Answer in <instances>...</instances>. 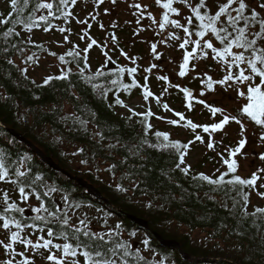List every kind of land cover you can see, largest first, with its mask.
Listing matches in <instances>:
<instances>
[{"label": "snow or ice", "instance_id": "obj_1", "mask_svg": "<svg viewBox=\"0 0 264 264\" xmlns=\"http://www.w3.org/2000/svg\"><path fill=\"white\" fill-rule=\"evenodd\" d=\"M7 2L9 11L6 14L0 13V26H3L0 39L5 44L0 51L5 54L7 63L15 64V60L9 57L11 53L21 57L25 65L38 64L39 57L34 52L27 54L26 46L48 52L60 62L59 75L46 76L43 84L38 86L48 85L53 80H70L73 75L72 65H75V75L92 83V87L96 88L98 85L94 81L107 75L105 69L108 64L116 63L111 55L113 51H118L119 56L125 61H130L134 66L118 67L116 78L110 79L111 85H119L129 93L132 89L140 88L144 101L155 100L165 112L172 113L179 119L158 116L151 107H147L144 112H136L119 96L115 99V104L127 108L131 113L129 119L142 117L140 123L145 137L152 133L159 142L149 146L173 151L177 157L175 169L185 176L191 174V165L186 162L190 146L200 142L205 143L208 149L215 150L216 143L211 138L212 134L224 133L226 126L235 122L240 129L238 135L242 138L238 141L237 147L226 149L227 158L220 154L223 165L227 166L226 170L221 172L217 169L219 175L213 176L203 172L192 174L191 179L206 182L213 186V190L227 189L226 195L228 192H234L235 195L229 197L233 201V208L239 206L242 216L264 219V207L255 206L253 211L248 210L253 192L264 199V168L253 172L248 178H243L238 174L239 165L236 159L247 143L246 138H243L246 131L243 118L264 129V0H154L155 6L161 10L159 19L149 10L150 5H143L140 0H124L137 25L133 35L139 37L145 30H151L154 36L159 38L142 41L149 43L152 60L160 61L164 55L158 50V45L179 50L181 61L176 75L184 78L194 73L191 78L199 79L202 85L199 92L201 98L194 97L188 87L172 83L167 74L156 76L157 80L163 82V87L160 95L153 93L148 81L153 70L160 69L159 63L152 62L143 68L145 73L143 83L137 79L140 69L137 61L142 58L131 56L120 46L121 42L115 32L120 27L117 21L112 20L106 26L100 20L101 6L106 2L110 3L112 8L103 9L104 15H110L118 6V0H92L93 9L85 19L78 18V14L74 12L78 0H7ZM145 19L149 21L147 25L142 24ZM54 21L62 23L55 24ZM73 21L83 26L78 34V39L85 44L83 48L70 40L72 35L70 25ZM92 21L102 31L108 32L109 28L112 29L108 32L106 40L98 41L90 34ZM125 23L130 24L132 21ZM17 26L29 34L27 38L22 37ZM37 28H42L44 32L55 29L63 35V44L60 46L71 44V48L58 55L49 51L43 44H37L30 35ZM94 48L103 56L104 64L92 72L90 53ZM209 59L219 66L221 78L215 79L208 71H197L199 62ZM168 62L175 64L176 60L169 57ZM17 70L25 76L29 71L28 67L19 66ZM125 74L131 78L129 83L123 82ZM32 83L35 84V81ZM216 86L224 93L235 92L236 102L243 101L237 114H231L224 107L217 106L215 102L209 103L202 98L206 93H214ZM169 88L178 89L183 94L188 111L193 109L194 100L203 105L210 112L213 122L204 125L195 123L186 118L184 113L175 112L167 103H163L161 97L168 93ZM107 92L108 89H101L103 96H107ZM218 115L220 119L216 120ZM152 117L158 120L166 119L169 125L190 129L194 133V139L181 142L179 139H170L168 132L158 130L153 132V125L149 122ZM198 129L209 134L207 141L197 132ZM258 139L264 144V131L258 134ZM142 143H148L147 139L145 138ZM259 158L264 161V153H261ZM80 163L87 164L88 161L82 159ZM116 167V164H112L107 170L114 172ZM30 173L31 169L25 170L22 165L10 169L0 157V182L12 185L19 197L18 201L12 199L9 190L0 189V233L3 234V238H0V264H36V257L42 259L45 264H131L132 256H135L136 261L144 260L145 264H149L140 254V249L137 248L133 252V246L127 240L121 239L123 233L120 223L109 227L107 218H104L103 230H94L91 227L92 219L87 214L75 216L74 210L79 209L80 204H74L68 195L62 197L63 207L56 204L51 200V194L58 189L43 184L40 175H35L28 182ZM38 182L47 190L39 191ZM116 190L121 193L129 191L122 184H117ZM32 197L38 202L37 206L28 204ZM22 204H28V209L22 207ZM151 206L147 205L149 208ZM26 210L35 214L31 217V223L24 218ZM74 216L76 223H72ZM129 235L135 236L136 233L132 232ZM142 243L146 249L149 248L148 239H144ZM155 264H165V261L157 258Z\"/></svg>", "mask_w": 264, "mask_h": 264}, {"label": "trees", "instance_id": "obj_2", "mask_svg": "<svg viewBox=\"0 0 264 264\" xmlns=\"http://www.w3.org/2000/svg\"><path fill=\"white\" fill-rule=\"evenodd\" d=\"M79 2L81 0H78L74 8L76 14ZM8 11V2L3 0L0 13L6 14ZM159 11L161 13L160 9ZM53 23L60 24L62 21ZM70 27V40L83 48L84 42L78 39V26L73 21ZM17 30H21L19 26ZM126 30L131 33V26ZM0 31H3V26H0ZM46 33L42 28H37L30 35L37 44H43L58 55L71 48V44L60 46L57 39L59 32L55 29L50 31V41H47ZM21 34L24 38L29 35L22 30ZM4 46L0 39V49ZM133 46L138 54L145 50L142 42L136 41ZM26 47L27 54L34 52L39 59L43 56L52 57L60 64L58 58L48 52H42L33 46ZM9 57L15 60L14 65H9L5 54L0 51V157L10 169L18 165H22L25 170L30 168L28 182L35 175H40L43 184L55 186L58 191L51 194V200L61 207L62 197L68 195L74 204L81 205L74 210L75 216L87 214L92 219L91 227L94 230L97 224L101 227L99 230H103L104 218H107L109 227L120 223L123 233L121 239L133 246V252L140 249V254L149 264H155L157 258L164 260L165 264H264V219L242 216L239 206L233 208V201L229 197L234 196V192L226 195L227 189L213 190V186L206 182L191 179L192 174L201 172L209 176L219 175L216 170L225 171L227 166L223 165L221 158L214 157L213 153L200 158L196 163H189L186 156L187 164L191 165V174L185 176L175 169L177 157L173 151L163 147H150V144L159 142L152 133L145 137L140 123L142 117L129 119L131 113L127 108L115 104L117 96L128 107L130 102L142 97L140 88L132 89L129 93L119 85H111L110 79L116 78L118 69L106 70L105 77L94 81L98 85L96 88L75 75V65H72L73 75L70 80H53L48 85L38 86L43 84L46 76L36 75L33 67L37 64L25 65L21 57L11 53ZM115 58L123 66L119 56L115 55ZM90 64L92 72L99 67V64H93L91 56ZM17 66L28 67L27 75L18 71ZM216 66L218 65L209 59V74ZM51 75H59V71ZM144 75L140 65L137 79L141 83ZM130 80L125 74L123 82L129 83ZM148 85L153 93L163 87V83L153 73L149 76ZM101 89H108L107 96L101 94ZM170 99L178 103L180 109L184 108L182 93L174 92ZM154 104L158 111L162 108L155 100ZM193 105L191 112L194 113L199 104L193 102ZM147 107H151L153 111L150 104L144 106L143 110L140 107L132 109L144 112ZM240 107L241 105L236 108L235 114ZM202 115L208 117L205 111ZM243 120L251 122L258 131H264L254 122L246 118ZM149 122L153 125V132H168L172 140L188 141L180 136L179 130H170L159 124L155 117L150 118ZM12 130L25 136L61 169L48 165L32 147L16 137ZM145 138L148 143H142ZM80 149L84 151L80 152ZM82 159L88 163H80ZM112 164L117 165L114 172L107 170ZM65 171L87 181L101 193L102 198L96 197ZM238 174L243 178L251 176H243L239 167ZM117 184H122L129 191L118 192ZM0 187L9 190L12 199L19 200L12 185L2 182ZM38 190L43 192L47 188L38 182ZM31 199L35 200L34 197ZM35 202L33 206L38 205L36 200ZM148 204L152 206L149 208ZM21 206L26 207L28 204ZM255 206L264 207V202L254 201L253 192L249 212ZM130 215L145 219L149 229L131 220ZM75 216L72 223H76ZM24 218L31 223V218ZM182 226L188 228L189 232L179 233L178 229ZM196 231L203 232L206 236L195 239ZM132 232L136 235L130 236ZM156 232L165 239H177L190 257L184 258L176 248L162 244ZM144 239L150 242L148 249L142 243ZM132 241L139 246L135 247ZM130 261L131 264H145L144 260L136 261L135 256L130 257Z\"/></svg>", "mask_w": 264, "mask_h": 264}, {"label": "rangeland", "instance_id": "obj_3", "mask_svg": "<svg viewBox=\"0 0 264 264\" xmlns=\"http://www.w3.org/2000/svg\"><path fill=\"white\" fill-rule=\"evenodd\" d=\"M140 2L143 5H150L149 10L153 12V14L157 17V19L160 18V11L157 6L154 4V0H140ZM3 4V0H0V7ZM104 8H112V5L108 2H106L104 5L100 8V20L106 25H109V22L112 20H115L120 25L119 28H117L116 35L118 36L120 40V46L125 49V51H128L131 56L141 57L142 59L138 60L137 63L141 65L142 69L144 67L149 66L150 63L155 62L159 63L161 65L159 70L154 69L153 74L155 76L160 74H167L169 76V79L174 84H180L184 87H190L195 90V93L193 94L194 97H199V92L202 89V85L200 83L199 79H193L191 78L194 73H190L189 76L180 78L176 73L178 72V64L181 61V52L177 50L175 47L168 48L162 45H158V50L162 53H164L162 59L160 61H154L152 60L150 56V45L149 43H145L142 41L148 40H154L159 39L158 37H155L153 32L151 30H145L139 37H136L133 35V30L137 27L135 24V18L130 14L127 3L124 2V0H118V6L114 9V11L110 15H104L103 9ZM93 9V3L92 0H81L79 2V7L77 9L78 18L85 19L88 16V13L91 12ZM125 21H132L130 24H126ZM75 22V21H74ZM93 27L90 31V34L96 38L98 41H103L107 39V33L109 31H112V29H108V32L102 31L98 25L95 24L94 21H92ZM149 21L147 19L142 21V24L147 25ZM76 24V23H75ZM78 31L77 34L81 32V29L83 26L78 25ZM131 26L132 32H127V27ZM115 30V32H116ZM45 37L47 38V41H50V31L45 34ZM57 39L59 41V44H63V35L58 34ZM136 41L142 42L144 44V52L142 54H138L134 50V44ZM64 47V46H63ZM113 56V59L119 63V61L115 58V55L119 56L118 51H113L111 53ZM90 56L92 58L93 64H99L101 66L104 64V58L100 54L98 49H93L90 53ZM169 57L176 60L175 64L169 63L168 59ZM121 59V64L124 66L126 64H131L130 61H125L122 57L119 56ZM208 61H201L198 64L197 71H208ZM61 65L58 63V61L52 57L43 56L39 59V63L33 67V69L36 72V75L39 77L48 76L51 75L57 71H59ZM215 79H219L222 77V73L220 71L219 66H216L214 71L211 73ZM159 81V80H158ZM163 83V82H162ZM162 89L159 91H156V95H160ZM174 92H179L178 89L169 88L168 93H165L161 100L163 103H167L170 108H172L175 112H181L184 113L186 118L193 120V122L204 125V124H211L213 122V118L211 117V114L209 111H207L203 105H198L196 112L188 111L185 107L186 100L183 97L184 100V108L180 109V105L178 103H174L171 101L170 97L174 94ZM236 94L235 92H228L224 93L222 89L219 88V86H216V91L214 93H206L203 99H205L206 102H215L217 106L224 107L229 113L235 115L236 108L240 105H242L243 101L236 102ZM195 102V100L193 101ZM153 106V111L158 116H165L167 119H179L178 117H175L172 113L165 112L163 108H161L159 111L156 109V106L154 104V100L150 99L149 101H144L142 97H137L134 101L130 102L129 105L131 108L133 107H140L141 110H143L144 106L147 105ZM205 111L208 114V117H204L202 115V112ZM219 115L216 117V120H219ZM158 120V119H157ZM159 124L169 127L170 130H179L180 136L185 137L186 139L193 140L194 139V133L190 129H185L180 126H173L169 125L165 120H158ZM244 124L246 125V131L244 133V137L247 140V143L245 147L241 150V154H238L236 157L240 169V173L243 176H249L253 172H256L260 168H264V161H261L259 156L261 153H264V144H261V142L258 139V134L260 131L255 129L251 122L247 120H243ZM183 123V122H181ZM240 129L239 126L235 124V122H231L228 126L225 128L224 133H213L212 139L216 143L215 150H210L206 147L205 143L195 142L193 145L190 146L188 155H187V161L189 163H196L200 158L207 156L208 154L213 153L214 157H219L220 154H223L226 158L228 157V152L226 149L235 148L238 146V141L242 138L240 135H238ZM197 132L201 133L204 136L205 141L209 139V134L202 133V129H198ZM222 141V142H221ZM253 152H257L256 155H253ZM78 164V162H77ZM210 166H212V163H209ZM259 183V182H258ZM2 184V182H0ZM0 189H3L0 187ZM254 201L256 202H264V199L259 198L255 192H254ZM28 204L34 205L36 204L35 200L30 199ZM28 209V206L25 207ZM28 210H26L27 212ZM25 212V213H26ZM29 212H31L29 210ZM28 212V213H29ZM96 230L101 229L100 225L95 226ZM179 233H186L189 232L188 228L186 227H180ZM206 236L205 233L196 231L195 232V239L198 238H204ZM0 238H3V234L0 233ZM133 242V241H132ZM135 247H138L139 244L134 243ZM36 264H45V262L40 259L39 257H36Z\"/></svg>", "mask_w": 264, "mask_h": 264}, {"label": "water", "instance_id": "obj_4", "mask_svg": "<svg viewBox=\"0 0 264 264\" xmlns=\"http://www.w3.org/2000/svg\"><path fill=\"white\" fill-rule=\"evenodd\" d=\"M109 32H111V31H109ZM107 35H108V33H107ZM113 60H114V59H113ZM114 61H115V60H114ZM118 67H119V64H118V62L116 61V63H114V64H112V63L108 64L107 67H106V70H107V71H112V70H116V69H118ZM188 88H189L190 90H192L193 94L195 93V90H194V89H192V88H190V87H188ZM12 133H13L16 137H18L20 140L24 141L27 145H29L30 147H32V148L34 149V151H35L36 153H38L48 165H51L53 168H56V169H61L60 166H59L57 163H55L54 160H53L50 156H48V155H47L46 153H44L42 150H40L39 148H37V147H36V146H35L30 140H28V139H27L25 136H23L21 133L15 131V130H12ZM256 154H257V152H253V155H256ZM65 173H66L67 175H69L70 177H72L73 179H75L76 181H78L79 183H81L84 187L88 188L89 191H90L91 193H93L94 195H96V197L102 198L101 193L98 192L96 189H94L92 186H90V185L88 184L87 181H85V180L82 179V178L72 176L70 173H68V172H66V171H65ZM27 212H28V211H27ZM129 218H130L131 220H134L137 224H139V225L142 226L143 228L149 229V227H150V226L148 225V222H147L145 219H143V218H139V217L134 216V215H130ZM156 236H157V238L159 239V241H160L162 244L167 245V246L172 247V248H176V249L181 253V255H182L184 258H189V257H190L189 254L186 253V252L183 250V248H182L180 242H179L177 239H165V238H163L160 234H158L157 232H156Z\"/></svg>", "mask_w": 264, "mask_h": 264}, {"label": "flooded vegetation", "instance_id": "obj_5", "mask_svg": "<svg viewBox=\"0 0 264 264\" xmlns=\"http://www.w3.org/2000/svg\"><path fill=\"white\" fill-rule=\"evenodd\" d=\"M33 215H34V213L29 212V213H27V215H25V217H27L28 219H30Z\"/></svg>", "mask_w": 264, "mask_h": 264}]
</instances>
